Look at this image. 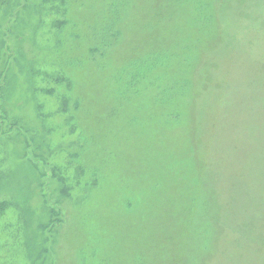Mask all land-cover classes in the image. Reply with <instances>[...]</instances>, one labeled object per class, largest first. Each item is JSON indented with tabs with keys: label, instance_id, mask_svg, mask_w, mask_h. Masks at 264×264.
<instances>
[{
	"label": "rangeland",
	"instance_id": "rangeland-1",
	"mask_svg": "<svg viewBox=\"0 0 264 264\" xmlns=\"http://www.w3.org/2000/svg\"><path fill=\"white\" fill-rule=\"evenodd\" d=\"M0 264H264V0H0Z\"/></svg>",
	"mask_w": 264,
	"mask_h": 264
}]
</instances>
